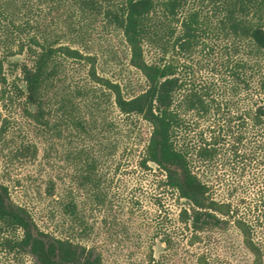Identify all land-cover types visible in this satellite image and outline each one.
Returning <instances> with one entry per match:
<instances>
[{
	"label": "trees",
	"instance_id": "1",
	"mask_svg": "<svg viewBox=\"0 0 264 264\" xmlns=\"http://www.w3.org/2000/svg\"><path fill=\"white\" fill-rule=\"evenodd\" d=\"M45 5L77 10L93 25L119 31L129 65L145 84L133 89L98 74L96 55L58 44L53 27L40 16L29 27L6 30L14 46H3L0 54L4 105L10 95H20L24 116L48 138L51 149H58L64 125L72 123L84 136L101 122L99 92H108L126 120L149 125L139 165L155 167L160 187L185 200L179 221L190 229L191 243L235 229L252 264H264V0H0V15L13 22L20 13ZM25 51L29 61L15 63L24 82L20 86L9 81L5 61ZM62 58L88 65V82L66 85ZM222 82L230 84L222 89ZM0 121L3 153L11 121L2 115ZM15 152L35 156L36 148ZM73 160V185L59 196L69 225L65 234L42 228L0 175L5 251L29 256L31 264H105L102 251L83 241L89 222L78 195L94 193L99 204L105 202L100 157L89 147ZM199 262L210 264L204 256Z\"/></svg>",
	"mask_w": 264,
	"mask_h": 264
},
{
	"label": "rangeland",
	"instance_id": "2",
	"mask_svg": "<svg viewBox=\"0 0 264 264\" xmlns=\"http://www.w3.org/2000/svg\"><path fill=\"white\" fill-rule=\"evenodd\" d=\"M54 6L45 5L33 12L27 10L13 22L0 15V54L3 46H14L6 38V30L16 31V27L28 22L33 25L42 16L53 27V39L58 44H69L96 55L98 74L131 85L133 89L145 84L143 75L129 65V49L119 31L103 24L93 25L77 10L68 13L64 7L57 11ZM204 6L205 10L209 9L207 4ZM30 32L27 28L22 36L25 43ZM62 60L67 65L62 79L66 85L88 82V65ZM24 61H29L26 51L5 61L9 81L20 86L24 82L15 63ZM229 84L222 82V89ZM10 97L6 105L0 99V115L11 121L8 148L0 153V175L10 185L14 199L27 205L42 228L66 233L68 219L62 213L59 196L73 185L75 153L90 147L100 157L101 188L106 200L99 204L94 193H78L89 222L88 236L83 241L95 244L102 251L105 264H200V256L206 257L210 264H252V255L235 229L191 243L190 229L179 221V213L187 203L169 189L160 187L155 167L144 170L139 165L149 125L141 120H126L108 92H99L101 122L84 136L79 135L72 123L64 125L61 138L55 142L58 149H51L48 138L24 116L21 96ZM25 146L36 148L35 156L15 155L17 149ZM51 152L53 156L48 158ZM50 179L54 181V190L49 187ZM31 263L29 256L9 253L0 245V264Z\"/></svg>",
	"mask_w": 264,
	"mask_h": 264
}]
</instances>
